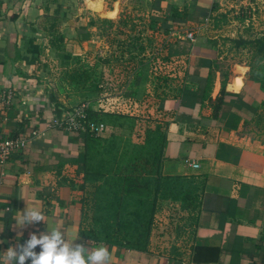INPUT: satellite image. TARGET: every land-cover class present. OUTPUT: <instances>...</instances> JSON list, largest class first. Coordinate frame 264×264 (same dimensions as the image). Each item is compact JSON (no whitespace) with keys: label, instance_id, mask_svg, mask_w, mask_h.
<instances>
[{"label":"crops","instance_id":"1","mask_svg":"<svg viewBox=\"0 0 264 264\" xmlns=\"http://www.w3.org/2000/svg\"><path fill=\"white\" fill-rule=\"evenodd\" d=\"M108 1L104 10H117L113 19L85 0H1L0 141L35 128L45 135L0 167V261L8 264L3 253L31 232L58 228L89 250L107 246L108 264H264V83L243 72L234 87L239 75L218 68L220 33L211 23L236 0H136L127 7L132 18L121 15L124 0L111 8ZM143 9L149 19L138 23L162 41L159 55L172 79L156 87L162 95L142 103V117L152 118L157 130L146 139L155 138L154 164L136 172L134 137L119 135L128 119L106 112L90 85L84 92L91 103L82 104L107 119L106 130L94 135L97 144L87 149L86 132L51 125L74 102H58L41 63L60 46L64 58H84L81 44L114 43L119 56L131 42L124 32L136 35L130 28ZM56 84L64 94L72 88ZM140 145L145 160L149 149ZM131 174L149 185L150 197L123 193ZM33 207L45 223L17 225L19 212Z\"/></svg>","mask_w":264,"mask_h":264},{"label":"rangeland","instance_id":"2","mask_svg":"<svg viewBox=\"0 0 264 264\" xmlns=\"http://www.w3.org/2000/svg\"><path fill=\"white\" fill-rule=\"evenodd\" d=\"M124 1L125 5L122 6L124 7V11L121 12V15L128 16L127 7L131 2L136 0ZM108 3V7L111 8L114 0H109ZM143 10L145 11L146 9ZM92 11L95 12L94 10ZM113 11L114 16L111 19L117 15V10ZM113 11H105L103 5L101 12L96 13L101 14L100 16L103 18H110L104 12L111 13ZM149 14L150 11H145L144 14L141 12L134 14L135 23L133 28L129 30L131 34L134 33L136 35L130 37L129 33L124 32L125 35H129L128 40L130 39L131 42L123 44V49L119 56H114V43L110 48H105L102 45H98V43L93 47L84 48L81 44L80 49L82 52H86L84 58H64L62 51L65 48H61L62 46H60V48L56 49L57 52H54L50 58L47 57L45 59V63H41V66L45 65L47 69L46 71L43 70L45 75L44 80L55 86L49 87L52 89L51 92L53 91L55 93L58 102H63L62 100H67L68 102L71 100V104L74 102V105L69 106V103L63 109L71 111L84 102L91 103L88 100L92 99H88L85 96L86 92H84L86 88L84 85L88 84L92 87V91L90 92L97 93V98H101L99 103L102 105L104 103L106 112H110L120 119H128L126 122L123 121L120 124L119 135L128 136L126 132L130 131V137H134V154L131 155L130 162H134L135 166H131V168L136 172H138L139 168H144L142 167L144 165L143 163L145 165L154 164L149 163V161L151 158L153 159V142L155 138L146 139L151 135L154 136L157 130V126L153 123L152 118L148 120L146 119L147 116L142 117L144 115L142 112V103L150 98L153 100L162 95V92H158L156 87L162 85V83H168L172 79L167 74L169 72L168 61L159 55L160 48H162V41H157V37L154 36L153 30L150 27L142 30V24L138 23L139 21L149 19ZM130 17L132 18L133 16L130 15ZM211 20L212 25L220 33L217 42L220 57V66L218 65V68L220 71L227 73L229 70H236L237 67H243L245 69L244 75L248 73L253 78H256L257 81L264 83V60L259 61L261 55L258 53V45L253 44L237 48L232 42V40L244 39L251 41L258 40L264 43V0H236L234 4L225 7L221 13L212 17ZM112 28L113 26L110 29L114 32V28ZM137 30L139 31L137 32ZM144 65H146V70L142 72ZM178 78H181V76H178ZM178 78L174 80H178ZM57 81L65 89L67 88L66 85H70L74 89L67 88L70 89L69 93L64 94L60 90L61 87H57ZM129 81L135 87H131L127 91ZM141 82L143 84L146 83L148 86L144 87L143 90H138L137 84ZM93 102L97 103V100ZM143 121L146 122L144 123ZM123 141L122 139L120 143ZM141 142H145L147 149H149L146 152L148 156L145 157V160L142 158L144 156L143 151H139L140 149L144 150L143 146L140 145ZM141 159H143V162ZM124 162L126 163L127 161ZM128 167L126 166L125 171H127ZM140 204L141 209L145 207L142 203Z\"/></svg>","mask_w":264,"mask_h":264},{"label":"clouds","instance_id":"3","mask_svg":"<svg viewBox=\"0 0 264 264\" xmlns=\"http://www.w3.org/2000/svg\"><path fill=\"white\" fill-rule=\"evenodd\" d=\"M44 221V213L35 207L24 208L19 212L18 219H15L19 226ZM76 238L67 240L64 232L58 228L34 231L22 243L9 246L3 254L8 264H108L111 254L107 246L101 244L89 250L85 244L76 243ZM0 243L3 241L0 240Z\"/></svg>","mask_w":264,"mask_h":264},{"label":"built area","instance_id":"4","mask_svg":"<svg viewBox=\"0 0 264 264\" xmlns=\"http://www.w3.org/2000/svg\"><path fill=\"white\" fill-rule=\"evenodd\" d=\"M1 3V0H0ZM1 6V5H0ZM1 9V7H0ZM1 14V10H0ZM192 34H188V38L192 39ZM10 99V96L7 97ZM88 104H81L73 108L65 115L54 118L52 126L60 128L64 131H80L89 132L95 136H100L106 130L105 122H90L87 115ZM44 131L33 129L28 135H18L17 137H7L0 141V167H2L11 156L17 152H22L27 143L34 139L43 138ZM192 169H198L199 165L195 163H188Z\"/></svg>","mask_w":264,"mask_h":264},{"label":"trees","instance_id":"5","mask_svg":"<svg viewBox=\"0 0 264 264\" xmlns=\"http://www.w3.org/2000/svg\"><path fill=\"white\" fill-rule=\"evenodd\" d=\"M232 42L235 44V47H243L246 45H253L256 44L258 45V53L261 55V58L259 61L264 60V43L258 40L251 41V40H244V39H237V40H232ZM224 82L222 83V92H223V87ZM102 112L100 111H94L90 106L87 109V115L88 119L90 122H107V119L105 118V113L101 114ZM107 124V123H106ZM90 142H92V145H90ZM97 140H95L94 134L86 132L85 136V143H86V148L89 149L93 147V145L97 144ZM123 193L126 196H132V197H137V198H148L153 194V191L150 190L149 185L145 184L142 185L140 182V179L136 175H128L125 180H124V186H123Z\"/></svg>","mask_w":264,"mask_h":264},{"label":"bare ground","instance_id":"6","mask_svg":"<svg viewBox=\"0 0 264 264\" xmlns=\"http://www.w3.org/2000/svg\"><path fill=\"white\" fill-rule=\"evenodd\" d=\"M86 2L88 3V6L91 8V10H94L95 12H101V9H103V0H86ZM104 14H108L106 15L107 17H113L114 16V11L111 13H105ZM245 72V69L242 67H237L236 69V73L239 75L238 79L235 81V85L234 87L238 88L240 86V81H241V74Z\"/></svg>","mask_w":264,"mask_h":264}]
</instances>
